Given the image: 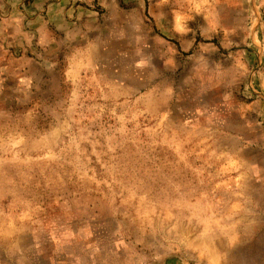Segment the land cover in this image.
<instances>
[{
    "label": "rangeland",
    "instance_id": "obj_1",
    "mask_svg": "<svg viewBox=\"0 0 264 264\" xmlns=\"http://www.w3.org/2000/svg\"><path fill=\"white\" fill-rule=\"evenodd\" d=\"M0 264H264V0H0Z\"/></svg>",
    "mask_w": 264,
    "mask_h": 264
}]
</instances>
